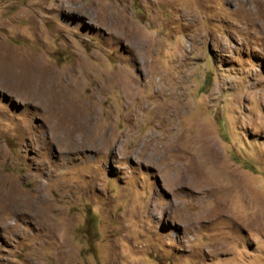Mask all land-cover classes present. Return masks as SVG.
I'll list each match as a JSON object with an SVG mask.
<instances>
[{"label": "rangeland", "instance_id": "obj_1", "mask_svg": "<svg viewBox=\"0 0 264 264\" xmlns=\"http://www.w3.org/2000/svg\"><path fill=\"white\" fill-rule=\"evenodd\" d=\"M259 1L0 0V264H264Z\"/></svg>", "mask_w": 264, "mask_h": 264}, {"label": "bare ground", "instance_id": "obj_2", "mask_svg": "<svg viewBox=\"0 0 264 264\" xmlns=\"http://www.w3.org/2000/svg\"><path fill=\"white\" fill-rule=\"evenodd\" d=\"M259 4H263L264 5V0L263 1H259ZM2 71H4V70H2ZM0 73H1V70H0ZM5 76L7 77L6 83H9V81L12 78L10 79L9 75L8 76L5 75ZM16 83L18 84V82H16ZM26 84H28V85L26 86ZM120 84L125 85V82L121 81ZM27 88L31 89L30 97H32L33 99L41 98V102L44 104L43 108L46 109V111L53 112V113H55L56 116H58V114H61L62 118L59 117L60 121H67L68 119H71L72 115H75V117H76L75 125H74L73 128H71L72 129L71 132H70L71 136L69 135L70 136L69 139H73V137H75V135H77L76 133L83 134L87 130V128L89 126L88 125V121H87V119L84 120L85 117L81 114L82 111H81V113H78V112L74 111L73 108L69 107V108L66 109V111L60 109L62 111V113H63L62 114L61 111L59 110V108H57L56 106L53 105V99H52L53 95H52L51 92L48 91L50 89V85H46V83L38 80L37 78L35 79V78L31 77L30 79H28L26 81L20 82L18 84V88H16V90H18L17 92H19L20 89L23 90V89H27ZM60 103H62V102H60ZM80 107H82V106H80ZM79 111H80V109H79ZM167 111L171 112V109L170 108L168 109V107H167L166 108V112ZM70 141H68L67 149H72L74 146L79 144L78 140H77V137L75 139H73V142H70ZM83 142H87V141L84 140Z\"/></svg>", "mask_w": 264, "mask_h": 264}]
</instances>
